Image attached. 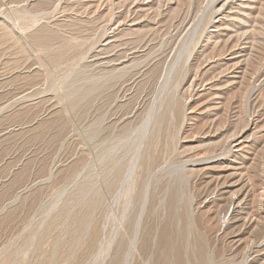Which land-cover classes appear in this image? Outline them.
Instances as JSON below:
<instances>
[{
    "label": "rangeland",
    "instance_id": "obj_1",
    "mask_svg": "<svg viewBox=\"0 0 264 264\" xmlns=\"http://www.w3.org/2000/svg\"><path fill=\"white\" fill-rule=\"evenodd\" d=\"M263 185L264 0H0V264H264Z\"/></svg>",
    "mask_w": 264,
    "mask_h": 264
},
{
    "label": "bare ground",
    "instance_id": "obj_2",
    "mask_svg": "<svg viewBox=\"0 0 264 264\" xmlns=\"http://www.w3.org/2000/svg\"><path fill=\"white\" fill-rule=\"evenodd\" d=\"M192 32H193V31H192ZM185 47H186V46H185ZM182 51H183V50H182ZM179 53H180V51H179ZM181 55H182V54H181ZM178 56H179V55H178ZM177 58H178V57H177ZM241 75H242V74H241ZM242 156H243V155H242ZM235 158H241V156H240V157H239V156H235ZM251 159H252V158H250V160H251ZM246 160H247V159H246ZM251 161H252V160H251ZM256 162H257V161H256ZM251 163H252V162H251ZM253 163H254V162H253ZM256 165H257V164H256ZM256 165H255V167H256ZM252 166H254V164H253ZM246 167H247V166H246ZM255 167H254V168H255ZM248 168H249V167H248ZM250 168H251V167H250ZM250 168H249V169H250ZM254 168H252L253 171H252L251 169H250V170H251L252 172H254V170L257 169V168H255V169H254ZM245 169H247V168H244L243 170H245ZM246 171H247V170H246ZM246 171H245V172H246ZM251 171H250V172H251ZM257 171H259V170H257ZM247 172H248V171H247ZM247 172L245 173V175H247V176L250 177V174L248 175ZM252 172H251V173H252ZM239 173H240V172H239ZM253 174H254V173H253ZM256 174H257V173H256ZM256 174H255V175H256ZM260 174H261V173H260ZM260 174H259V175H260ZM235 175L238 176L237 174H235ZM240 175H241V174H239V176H240ZM243 175H244V174H243ZM251 175H252V174H251ZM241 176H242V175H241ZM252 176L254 177V175H252ZM252 176H251L250 178H252V180H254V179L256 180L257 177H256V178H253ZM238 178H239V177H238ZM238 178H237V181L241 179V177H240L239 179H238ZM250 178H249V180H250ZM258 178H259V177H258ZM247 179H248V178H247ZM257 180H258V179H257ZM243 181H244V180H243ZM247 181H248V180H246V181L244 182V184H245ZM241 182H242V181H241ZM253 182H254V181H253ZM259 182H260V180H259ZM223 183H224V182H223ZM247 183H248V182H247ZM256 183H257V182H256ZM244 184H243V186H244ZM252 184H255V183H252ZM240 185H242V184H240ZM249 185H250V183H249ZM254 186H255V185H253V187H254ZM240 187L242 188V186H240ZM240 187H238V188L240 189ZM245 187H246V184H245ZM256 187H257V185H256ZM239 189L237 190V188H236V190H235V191H237V192H236L237 194H239V193H238V192H239ZM248 189H249V187L247 188V190H248ZM259 189H260V191H259V192H256V193H259V195H258L259 197H257V198H259V200H260L259 202L262 203V199H264V185L261 186ZM240 190H243V189H240ZM255 190H256V189H255ZM233 191H234V190H233ZM127 193H128V189H126V190L124 191V195H126ZM245 193H246V192H245ZM250 193H251V192H250ZM234 194H235V193H234ZM243 194H244V193H243ZM251 194H252V193H251ZM245 195H246V194H245ZM254 195H255V194H253V196H254ZM243 197H244V196H243ZM229 198H230V195H229ZM237 198H238V196H237ZM251 198H252V197H251ZM231 199H233L232 196H231ZM238 199H239V198H238ZM241 199H242V198H241ZM241 199H240V200H241ZM253 199H255V198H253ZM236 200H237V199H236ZM229 201H233V200H229ZM254 201H255V200H254ZM228 203H229V202H228ZM228 203H227V204H228ZM252 203H253V202H251V204H252ZM230 206H231V205H230ZM249 219H250V218H249ZM246 225H247V224H246ZM250 225H251V224H250ZM259 225H260V224H259ZM259 232H260V231H259ZM256 251H257V250H256ZM259 251H260V250H259ZM262 251H263V250H262ZM259 253H260V252H259ZM256 258H257V257H256ZM263 261H264V260H263Z\"/></svg>",
    "mask_w": 264,
    "mask_h": 264
}]
</instances>
